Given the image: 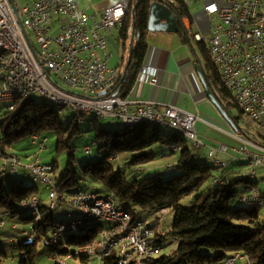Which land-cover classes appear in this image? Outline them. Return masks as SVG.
<instances>
[{"label":"trees","instance_id":"trees-1","mask_svg":"<svg viewBox=\"0 0 264 264\" xmlns=\"http://www.w3.org/2000/svg\"><path fill=\"white\" fill-rule=\"evenodd\" d=\"M169 1L181 16L190 15L184 0ZM137 4L135 18L132 6L119 33L126 53L122 68L127 64L134 22L136 33L141 35L134 48L127 81L119 82L116 89H121L120 96L123 98H128L137 83L149 50L147 38L150 34V0H137ZM209 56V63L213 65L211 55ZM212 68L214 85L220 88L219 73L214 65ZM221 92L226 101L231 99L226 90ZM113 93L110 91L108 94ZM36 98L19 99L13 110L6 109L0 116L1 145H14L22 139L51 132L57 137V155H65L67 161V169L63 175L60 178L55 176L60 194L70 197L89 188L83 187V181L90 177L92 185L96 186L99 193H109L124 208L137 209L141 217L142 212H172L173 226L168 233L178 243L176 248L170 254L159 253L158 256L147 258L144 264H220L235 254H241L256 264H264V206L252 205L249 200L253 191L250 186L253 183L251 176H225L226 169L211 165L199 156L197 150L194 155L186 145V138L177 130L164 125L142 121L133 126L122 127L118 121L117 127L105 128L100 123L101 117L77 114L70 110L73 115L65 121L60 113H63L62 107ZM229 104L237 107L232 100ZM88 115L94 117L86 120ZM83 123L87 124L86 131L82 127ZM91 131H94L95 142L100 146V152L104 151V155L95 162L79 165L74 141ZM260 136L261 144L264 145V134ZM169 153L172 154L170 156H175V160L166 164L167 169H178L181 174L166 180L159 176H148L142 180L131 181L115 165L123 155L125 164L135 167L154 161L156 154H161V160L170 159ZM50 166L53 172L56 171L57 161ZM205 186L204 192H201ZM33 196H38L43 202L41 191L36 185L24 186L17 183L9 186L0 178V214L16 216L29 213L22 217V221L35 224L36 239L20 247L23 254L22 264H29L27 256L31 258V264H34L33 257L39 243L51 246L52 253H59L62 257H76L77 248L92 243L99 234V229L85 231L80 237L70 232L59 247L52 245L50 236L59 223L56 216L48 211V205L42 203L40 219H37L38 215L34 211H23L22 204ZM185 198L187 203L183 204ZM153 229L155 235L150 245L162 250L168 233H158L154 227ZM1 253L5 255V252ZM80 257L83 262L89 261L85 256ZM102 261L103 264H120L116 254Z\"/></svg>","mask_w":264,"mask_h":264},{"label":"built area","instance_id":"built-area-1","mask_svg":"<svg viewBox=\"0 0 264 264\" xmlns=\"http://www.w3.org/2000/svg\"><path fill=\"white\" fill-rule=\"evenodd\" d=\"M14 1L29 39L17 19L11 1L0 0V46H10L12 54L10 62H3V57H0V98H9L10 91L25 90L34 95L68 101L72 110H93L120 122L156 119L173 123L193 135L198 149L208 148L209 156L215 155L216 150L206 145L196 131V115L174 105L163 107L164 104L156 101L139 104L129 98L114 95L122 74L108 65V44L113 32H120L123 28L126 14L133 6L132 0L115 2L103 11L99 20L88 15L76 0ZM204 11L210 18V36L198 32L194 39L209 45L212 63L221 80L219 89L226 90L244 118L256 123L262 131L260 134H264V0H223L220 4L212 2L205 6ZM54 29L56 34L53 33ZM150 72L151 67L144 64L140 81H144ZM111 85H116L113 94H108V91L107 95L99 96ZM33 139L37 143L42 138L34 135ZM247 142L256 148L255 152L247 153L245 158L251 160L250 176L255 177L257 168L264 167V145L249 139ZM45 143L46 139L40 142L41 150L46 149ZM220 151L226 152L227 146H221ZM238 153L243 154L245 151L238 150ZM39 161L38 157L24 167L30 170L34 178H41L49 185L55 206L77 209L85 197H103L91 196V189L96 187L90 188V194L83 196L68 197L60 194L57 180L51 175L53 170L48 169V165H41ZM0 162L4 164V171L10 167L12 173H17L22 166L20 158L16 154H8L1 142ZM250 198L259 197L251 192ZM33 203H38V196H33L23 204ZM165 212L163 210L162 214ZM93 217L120 221V228L102 233L100 245L111 249V241H121L123 248L139 252L141 264L152 257V229L139 226L136 244L127 246L123 230H132L130 220L119 218V214H111L110 205L95 208V214L91 215ZM0 224L4 225L5 222L2 220ZM61 243L57 239V245ZM78 248L96 249L98 259L107 258L101 255L99 246H92V243ZM122 260L128 264L126 257H122ZM243 260H246V264H256L241 254L233 255L220 264H239ZM57 264H66V259L57 258Z\"/></svg>","mask_w":264,"mask_h":264},{"label":"rangeland","instance_id":"rangeland-1","mask_svg":"<svg viewBox=\"0 0 264 264\" xmlns=\"http://www.w3.org/2000/svg\"><path fill=\"white\" fill-rule=\"evenodd\" d=\"M54 34H56V30L53 31ZM114 38H117L118 33L117 31L113 32ZM121 46L118 45L117 42H111L108 44V53L110 55L108 65L110 68L114 69H121L122 63H123V53H122ZM65 87H69L66 85ZM70 88V87H69ZM41 98H36V100H40ZM232 100V99H231ZM47 103H50L49 100H45ZM6 106L0 104V116L6 112ZM219 114L225 119L226 126L218 123V122H212L211 126L214 127L211 129V145L212 147L217 151L219 148L216 149V147H220V145L224 144L228 147V149H234L238 152V149L243 146H241V143L235 142V140L238 141V139H234L233 135L241 134L242 139L244 140H251L252 142L261 143V136L260 133V127L244 118V116L241 114L239 109L235 106L232 107L231 113L235 119L239 120V123H237V129L234 130L232 122H230L225 116L224 113L218 109ZM217 111V112H218ZM216 114H218L216 111H214ZM72 112L68 110V107L63 108L62 117L65 121H68L71 116ZM94 116L88 115L86 116V120H89L93 118ZM100 123L105 128L110 127H117L118 126V120L106 117L101 118ZM83 129L86 131L87 124H82ZM166 129V128H165ZM216 130L223 131L225 133H219ZM170 131V129H169ZM94 131H91L87 133L82 138H79L74 141V144L76 145L75 153H76V160L79 165H85L90 162H95L99 158H101L104 155V151L100 152V146L95 142L94 138ZM226 136H230L233 138H229ZM40 142H43L46 139L45 143V150H41L42 145L40 142L34 143L33 137L22 139L21 141L17 142L14 145H8L6 146V150L8 154H16L20 160L22 166L19 167V171L17 173H12L10 170V167H7V169L4 171L3 166L4 164L0 162V178L4 180V182L12 186L17 183H22L24 186H31L36 185L40 191H41V197L43 199V203L47 204L49 201V191L48 187L41 184L40 182L36 181L32 174L30 173V170L26 169L24 166L27 164L36 161L38 157L40 158L39 163L41 165H50L53 164L55 161H57V169L54 171L51 175L57 176L60 178L64 171L67 169V161L66 156L61 154L60 156L57 155V137L55 134L51 132L43 133L41 136ZM247 138V139H246ZM234 139V140H233ZM243 141V140H242ZM248 146L251 148L253 147L251 143L247 142ZM186 145L191 149L193 154L195 155L196 150L198 148H195L192 146V144L188 141H186ZM215 146V147H214ZM89 148V150H87ZM166 148V147H165ZM250 150V149H249ZM157 158L154 161H151L146 164H138L135 167H130L125 164V155H123L120 160H118L115 165L118 169H121L124 173V175L127 177L128 180H142L145 177L148 176H159L162 179L166 180L175 176H178L181 174V172L176 169L173 171H169L167 169L166 164L172 163V161L175 160V156H170L172 154H168L170 159L167 160H161V154H156ZM176 155V154H174ZM193 155V156H194ZM213 158L211 157V163L212 165ZM242 174L243 176H250L251 171L248 165L244 164L241 166ZM257 174L255 177L250 178L253 183H250V186L252 187L253 191H257L259 193H262L264 197V167L259 166L256 170ZM83 187H94L91 182V178L87 177L83 181ZM96 187V186H95ZM206 186L203 188L201 192H204ZM103 196H109V193L104 192ZM187 203V198L183 199V204ZM67 209V207H66ZM74 210L71 208H68V212H73ZM29 213H23L18 214L16 216H13L9 213H3L0 214V222L4 220L5 224H0V264H22L23 260V254L21 253V245L24 243H30L34 239H36V235L34 233V223H24L22 221L23 216H28ZM56 220L58 223H69L74 222L77 220L78 217L71 214H55ZM142 217L144 220L149 224L152 225L158 233H168L170 229L173 226V219L174 215L172 212H168L166 214H161L160 212H142ZM102 225L99 230H101L100 234H98L95 238V241H99L102 237L103 231L106 229H110L113 226V223L110 221H102ZM27 232V233H26ZM52 232V230H51ZM75 233L77 237H80L85 231H81L79 229H75L70 234ZM69 233L64 234V240L68 238ZM13 239V241H11ZM177 242L175 238L170 235L169 233L166 236V242L162 250H160V255L164 254H170L173 249L176 248ZM5 252L1 253V252ZM63 258V257H62ZM80 256L71 257L70 263L71 264H103V261L96 258L95 256L90 257V262H83ZM65 259V257H64ZM34 264H57V257L55 253H52L51 246L46 245L45 243H39L36 249V253L33 257ZM239 264H246V261H239Z\"/></svg>","mask_w":264,"mask_h":264},{"label":"crops","instance_id":"crops-1","mask_svg":"<svg viewBox=\"0 0 264 264\" xmlns=\"http://www.w3.org/2000/svg\"><path fill=\"white\" fill-rule=\"evenodd\" d=\"M76 1L88 15L99 20L105 9L112 6L117 1L125 0ZM222 1L223 0H184L190 12V15L182 16L186 32H150L147 38L149 50L145 64L151 67V72L146 74L144 81H140V78H138L137 83L128 96L129 99L139 104L156 101L164 104L163 107L166 105H174L196 115L198 117L195 123L196 131L199 137L208 146H213L211 145V129L214 127L211 126V121L218 122L224 126H226L225 124L227 123L219 114V108L213 103V98L208 95L203 81L209 88H213L223 101L221 106L223 112L219 110L222 114L224 113V116L230 122H232L234 130L237 129V123H239V120L235 119L231 113L232 107L229 104L231 99L226 101L223 98L221 90L214 85L213 65L209 63V45L197 42L194 39V35L198 32L210 36V18L206 15L204 8L209 3L214 2L220 4ZM117 33V38H114L112 34L109 43L117 42L118 45L121 46L124 62L126 53L123 50V44L120 40V32ZM123 70L124 68L119 71L123 72ZM214 111H218V114ZM216 131L225 133L220 130ZM233 136L234 139H238V141L235 140V142L241 143V146L243 144L240 150H244L245 153L240 154L236 151L237 149H228V147L226 152H222L220 151L221 146L224 145L222 144L220 147H216V149H219L212 157V164H215L216 161L225 164L223 167V169H226L225 176L242 174L241 165L246 164L249 166L245 161L247 153L256 151L255 147L250 148L248 146L247 140L242 139L241 134ZM226 137L233 138L230 136ZM197 152L201 158L211 162L208 148H199ZM70 258L71 257H65V259L68 260H70Z\"/></svg>","mask_w":264,"mask_h":264},{"label":"bare ground","instance_id":"bare-ground-1","mask_svg":"<svg viewBox=\"0 0 264 264\" xmlns=\"http://www.w3.org/2000/svg\"><path fill=\"white\" fill-rule=\"evenodd\" d=\"M0 57H3V62H10L12 61V54H11V48L10 46H0ZM42 98L44 100H49L52 104L59 107H68V110L75 112L77 114H94L95 116H99L101 118H106L107 116L103 115L102 113H95L93 110H72L71 103L68 101H58L55 100L54 97L51 96H40V95H34L32 93H27L25 90H15L10 91L9 98H0V104L6 106V108H14L16 102L19 99L22 100H29L30 98ZM62 114V111H60ZM142 121H148L152 123H157L164 125L170 129L177 130L180 132L185 138L186 141L190 142L193 147L198 148L197 145L194 142L193 135L188 134L187 130L184 129V127L181 126H175L173 123L169 122H163L161 120L156 119H146V120H139V121H122L120 122V126L122 127H128L131 125H135ZM6 150V148H5ZM249 163V168L251 167V160L245 159ZM221 163V162H220ZM218 163L215 162V165L218 167H223L224 163ZM48 169L53 170L52 166L48 165ZM55 177V176H54ZM253 178V176H251ZM36 181L40 182L41 184L48 187L49 191V201L47 203L48 211L52 214H71L75 215L77 218L74 222L69 223H59L53 233L50 236V242L52 245L59 247L60 245H57V239L59 241L64 240V234L70 233L74 231L75 229H79L81 231H89L91 229H98L102 225V221H110L113 223V226L110 229H106L103 231V233L111 232L113 228H120V221L114 220L113 218H105V217H93L91 218V215L95 214V208H103L107 207V205L111 206V214H119V218H127L132 223V230H123V237L126 238V244L127 246H134L137 241V233L136 231H139V226L143 229H152V236L151 239L154 238L155 230L152 226H150L144 219H142L141 215L139 214L137 209H126L123 206H120V201L112 196H103V197H85L82 200V203L80 204V208L73 209V212H68V209L62 208L60 206H55L52 203V197L50 195V188L49 185L41 180V178H34ZM56 179V178H55ZM255 196L259 198H250V202L252 205H262L264 206V197L261 195V193L257 191H251ZM90 194V188H86L84 190H81L75 194V196H83ZM102 194L99 193L97 188L91 189V196H101ZM42 200L38 197V203L33 204H22L23 211L29 212L34 211L38 215L37 219H40V208L42 206ZM81 225V226H80ZM67 226V227H66ZM101 232V230H100ZM99 232V233H100ZM13 241V239H11ZM92 246H99V252H101L102 256H111L113 254H116L119 257L120 264H126L125 261L122 260V257H126V260L128 261V264H131L134 262L135 264H141L140 260V254L139 252H132V249L130 248H123V244L121 241H111V249L106 248V245H100L99 241H93ZM158 249L153 247L152 251V257L159 255ZM77 255L78 256H85L87 258H90L91 256H95L98 258V251L96 249H85L82 250V248H77ZM240 255V254H235ZM57 258H62V256L59 253H56ZM29 264H31V258L29 256L26 257ZM66 264H71L68 259H66Z\"/></svg>","mask_w":264,"mask_h":264},{"label":"water","instance_id":"water-1","mask_svg":"<svg viewBox=\"0 0 264 264\" xmlns=\"http://www.w3.org/2000/svg\"><path fill=\"white\" fill-rule=\"evenodd\" d=\"M13 6L14 12L17 16V19L29 39V36L26 32V28L21 16V13L18 9L17 4L14 0H10ZM133 3V17L135 18V12L138 7L137 0H132ZM148 31L153 32H165V33H178L180 31H185V27L183 24V17L179 14L177 9L173 7V4L169 0H150V9H149V22H148ZM141 39V35L136 33V24L133 23L132 26V34L130 39L129 53L127 57V64L122 72L121 83L127 81L128 78V69L130 64L132 63L133 53L135 45ZM198 72L199 69L197 68ZM201 76V75H200ZM207 93L213 99V103L222 111L221 106L223 101L219 98L217 92L212 88H209L207 84L203 81ZM116 89V85H111L107 91H104L99 94V96L107 95L108 91H113ZM121 94V89H118L114 95L118 96ZM223 112V111H222ZM133 126V125H131Z\"/></svg>","mask_w":264,"mask_h":264}]
</instances>
